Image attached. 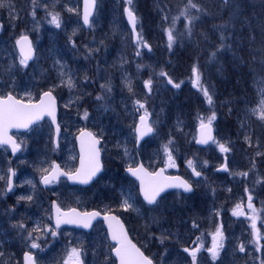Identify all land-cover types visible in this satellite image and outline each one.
I'll return each mask as SVG.
<instances>
[{"label": "rangeland", "instance_id": "obj_1", "mask_svg": "<svg viewBox=\"0 0 264 264\" xmlns=\"http://www.w3.org/2000/svg\"><path fill=\"white\" fill-rule=\"evenodd\" d=\"M159 4V0H132L131 5L126 0H97L88 28H84L80 20V0H35V4L33 0H6V6L0 8V95L11 93L28 102L26 93H31V102H36L43 92L60 84L61 72L65 73V80L71 74L76 84L71 90L66 86L56 87L52 93L58 104L60 127L56 144H53V128L47 120L23 133H12L20 145V151L14 156L7 147L0 146V177H3L0 179V264H22L23 252H31L36 264H76V258L71 255L73 248L80 250L81 264H115L108 252L110 244L101 230L97 231L98 235H87L66 228L55 229L52 224V200L64 209L77 204L92 206L95 195L103 211L111 208L126 221L133 242L155 264H191V256L183 249L191 250L198 244L203 247L197 253V264H264V122L251 111L258 107L264 95V59L262 66L255 63L253 76L250 75L251 89L256 90V95L252 92L250 101L239 99L237 103L230 95L219 98L215 87L209 84L207 72L213 67L211 53L208 54L204 65L197 68L200 86L207 87L212 94L210 106L199 87L193 86L195 64L184 74L181 71L176 74L178 65L170 64L174 44L169 50L165 30L174 27L176 33V25L182 17L180 12L185 6L174 11L173 3L166 5L165 0L159 11L168 19L164 24L158 19L156 24L147 10L156 11ZM126 7L138 17V32L150 45L151 52L144 47L138 49L132 42L123 18ZM49 12L60 14V28L49 23ZM177 16L180 18L173 26L172 19ZM21 35L29 37L34 49V59L28 61L26 68L19 64L21 58L15 47ZM85 45L99 51L86 59ZM137 51L141 55L137 56ZM182 68L186 70L185 66ZM161 71L174 83L183 81L181 87L170 88ZM85 74L89 77L87 82L83 79ZM147 80L152 81L151 91L145 87ZM128 82L132 92L128 91ZM106 83H110L111 92L101 89L100 85ZM98 95L104 99L96 100ZM137 100L144 103L150 114L148 121L154 132L136 148L134 129L137 118L144 114V109L137 111ZM85 109L87 119L83 118ZM212 112L216 113L212 122L214 138L230 147L227 153H222L212 142L205 149L194 144L199 118H205L206 122ZM226 116L235 120L228 130L223 123ZM83 129L100 140L103 161L106 160L107 165L100 176V185L81 192L60 181L43 190L39 180L47 173L43 170L49 171L54 162L66 172L75 170V136ZM245 136L251 137V146ZM169 140L173 141L169 149L175 167L167 166L164 145ZM224 158L228 171L218 173L216 168L222 165ZM138 160L153 169L161 166L168 173H189L193 193L183 196L180 192H171L159 200V206L143 204L134 191L133 182L122 172L125 167L136 166ZM189 160L202 173L198 179L193 178L187 164ZM11 170L14 185L12 191L7 192ZM243 172L248 175H235ZM114 180L118 191L110 193L106 182ZM29 195L33 197L31 201L19 200ZM249 195L256 209L258 242L253 237L249 219L253 215L247 207ZM125 199L136 210H125L122 206ZM237 204L242 205L245 215H232ZM194 222L198 227H193ZM20 223L25 225L24 229L14 227ZM221 225L224 248L213 260L207 249L212 247V234ZM35 228L40 229L32 232L34 238L39 237L36 240L39 249H31V241L26 239ZM47 229L56 231L57 235L52 236ZM166 231L171 236L161 244L158 237ZM239 244L245 246L244 252L239 251Z\"/></svg>", "mask_w": 264, "mask_h": 264}, {"label": "snow or ice", "instance_id": "obj_2", "mask_svg": "<svg viewBox=\"0 0 264 264\" xmlns=\"http://www.w3.org/2000/svg\"><path fill=\"white\" fill-rule=\"evenodd\" d=\"M233 0H222V5L224 7L231 6ZM97 0H85V12L83 15V23L84 25H90L89 18L93 14V10L95 9ZM126 3L128 5L132 4V0H126ZM33 4H35V0H33ZM6 6V0H0V8H3ZM236 9H239L240 5L237 4ZM189 9H195L197 13H206V11L198 4L194 3V0H187V4L180 12V16H183L186 23V34L188 38H192L194 35V26L195 22L200 19L199 15H192L189 11ZM69 11H72V9H69ZM125 13L127 14L129 23L133 27V31L135 32L136 24L138 21V17L135 15V13L132 11L131 8H125ZM49 16H51V19L49 20V23L55 25V27L60 28L61 27V20H60V14L59 13H48ZM33 18H35V11L32 12ZM180 17H173L172 24L175 25L176 20H178ZM165 20L168 19L167 16L164 17ZM214 27L220 31V41L221 43L217 47V50L215 52L211 53V58H215L217 55V52L224 49L226 47L224 41L226 40V37L224 35V30L228 28V22L225 21L224 23H221L219 25H214ZM166 35L168 39V48L171 50L173 44L175 43L177 37L174 35V27H169L166 30ZM183 35V34H181ZM201 35L204 37V39H207V35L205 33H201ZM136 44L137 48H148L151 50L150 45L147 43L146 40H144L141 33H136ZM16 45L20 47L21 51V59L19 61V64L23 67H28V61L33 59V49L31 47V42L28 41L27 36L21 35L19 39L16 40ZM75 42L73 41V47H75ZM25 47L27 50L25 51ZM86 49L85 58H89L94 51H99V49H90L87 45L84 46ZM136 55H141L140 51L136 52ZM138 68L141 67V65H137ZM193 75L195 76V79L193 80V86L199 87L200 91H202L207 103L211 106L213 104V97L212 94L209 92V89L207 87L200 86V74L198 72L197 66H193L192 69ZM61 80L59 85H53L51 88H49L48 91H45L42 93V95L39 98V101L36 103L31 102V93H26V96L29 98L28 102H25L24 99H17L16 96L12 95L11 93H8L7 95H0V144H10L12 146V151L15 153L20 149V145L17 144L10 136L7 135V130L9 128H28L31 124L34 122L39 121L42 119L45 115L49 116L52 120V122L56 123V103H55V97L52 95L53 91L56 87L60 86H66L70 90L76 87V84L73 80V77L71 74H68L67 80L63 79L65 73L61 72L60 74ZM161 76L167 77V82L169 84H172L173 87L179 89L181 87V81L180 83H174L172 78L168 76V74L164 71L160 72ZM84 81L87 82L89 80V77L87 74L83 77ZM145 87L151 91V80H147L144 82ZM101 89H104L107 92H111V86L110 83L101 84ZM128 91L132 92L131 83H127ZM77 99H80L79 97ZM104 97L102 95L96 96V100H103ZM75 101H70V103H73ZM135 105H138L137 111L139 109H144V114L140 116V123L136 125L135 132L137 134V140L142 139L144 136H147L154 132V127L151 123L148 121V116L150 115L147 112V109L145 108L144 103H141V101L137 100L135 101ZM254 115H256L257 119L264 122V95H262V98L259 102V105L257 108H254L251 110ZM83 118H88V111L85 109ZM200 138L197 139L196 143L198 144H207L209 141H212V143L217 144L219 150L222 153H227L231 151L230 147L226 146L223 143H219L213 136H212V122L216 119V113L212 112L211 116L207 117V120L205 122V118L200 117ZM59 125L56 127L57 133H59ZM86 138V139H85ZM81 158H80V168H78L74 174L65 173L59 170V165H56L51 172H49L48 175H44L41 178V182L45 185L53 182L55 179L58 178L59 175H68V178L74 181H77L81 184H88L93 177L96 176V174L101 171V164L99 159L100 150L96 147V145L100 142L98 139H96L91 132H84L81 131ZM246 142L251 146V137L245 136ZM173 141L169 140L168 144L164 145V151L168 156V167H175V163L172 158L171 151L169 149V145L172 144ZM127 153V150H125ZM257 155H260V153H257ZM207 163V162H205ZM188 167L192 169L193 175L196 177H200L202 173L200 171H197L196 165L192 160H189L187 162ZM254 166V165H253ZM223 167L224 171H228L227 165L225 164ZM131 175L137 177V179L140 180V191L143 194L144 200L146 203L150 206H159V199L161 196V193L165 191L167 188H178L182 189L186 193L193 192V186L192 184L188 183L185 180L180 179L179 177H166L163 175L164 169H160L159 172L156 173H148L146 169H144L143 165H139L136 168H129L127 169ZM43 171H48L47 169ZM235 175H242L247 176V172L243 173H235ZM0 179H3V177H0ZM29 184H31V181H28ZM35 187V185H33ZM8 191H12V185L11 181H9L8 185ZM247 191V189H246ZM33 197L31 195L29 196H21L19 197V200H28L31 201ZM253 197L251 195L248 196V205L247 207L253 212V215L249 217L251 220V228L253 230V237L258 242L260 239L259 232L256 228V220L257 217L255 215L256 209L254 208L252 204ZM125 210L133 209V205L129 203L127 199L123 201V205ZM55 211H56V221L55 226L56 228H59L61 224H78L82 225L84 228H88L91 226V221L95 219L97 216L100 215L99 212H91V213H79L76 211V209H71L69 212H62L60 207L58 205H55ZM136 210V209H133ZM233 216H241L245 215L242 205L237 204L235 209L232 211ZM105 221L109 222V231L111 235V239L115 241V246L112 247V252L115 254V256L119 260V264H153V260L149 257L145 256L143 252L135 245L133 244L127 236V233L124 230L123 225L120 223L119 219L116 216H104ZM155 222V219H154ZM14 227H19L21 229L25 228V225L23 223H20L18 225H14ZM193 227H198V225L193 223ZM51 232L52 236H56L57 233L54 230L47 229ZM40 231L39 228H35L32 231L28 233V236L26 239L30 240V248L31 249H39L40 245L36 242L39 237H33L32 232ZM171 236V233L169 232H162L160 237H158L159 242L163 244L166 239H169ZM213 243L212 247L208 248L207 251L211 254V257L213 260H216L219 257L220 250L224 248V234L222 231V225L216 228V231L212 234ZM199 237L197 238V241H199ZM195 243V242H194ZM203 247L202 244H198L197 247L193 249L184 248L183 251L188 253L192 260L191 264H197V253L200 252L201 248ZM238 249L240 252L245 251V246L243 244L238 245ZM80 250L77 248H73L71 250V255L76 258V264H81L80 262ZM24 264H36L35 257L31 254V252H25L24 253Z\"/></svg>", "mask_w": 264, "mask_h": 264}, {"label": "trees", "instance_id": "obj_3", "mask_svg": "<svg viewBox=\"0 0 264 264\" xmlns=\"http://www.w3.org/2000/svg\"><path fill=\"white\" fill-rule=\"evenodd\" d=\"M159 1L161 4L156 11H152V8L147 11L151 12L152 19H159L161 24H164L165 19L159 10L165 0ZM166 1V5L173 3L174 11L187 4V0ZM194 3L200 5L207 14L189 9L192 15L200 16L195 22L192 38H188L186 34L187 21L183 16L177 23L174 33L177 39L171 51L173 61L170 62L172 65H178L175 73L181 71L184 74L193 64L197 67L203 66L206 56L215 52L221 43L220 31L214 25L227 21L228 28L224 30L226 47L211 59L213 68L207 72L208 82L215 87L219 98L230 95L237 103L239 99L250 101L249 95L252 92L256 95V90L251 89L250 75L253 76L255 63L262 66V58L264 59V0H233L229 7H224L221 0H194ZM237 4L240 5L239 9L235 7ZM201 33H205L207 39H204ZM184 66L186 70L182 68ZM234 122V119L226 116L223 120L224 128L228 130L229 125ZM119 169L116 167V170Z\"/></svg>", "mask_w": 264, "mask_h": 264}, {"label": "water", "instance_id": "obj_4", "mask_svg": "<svg viewBox=\"0 0 264 264\" xmlns=\"http://www.w3.org/2000/svg\"><path fill=\"white\" fill-rule=\"evenodd\" d=\"M221 1H222V0H221ZM80 2H81V8H80V10H81V18H80V20H81V23H82V25L84 26V28H88V25H84V23H83V15H84V12H85V0H80ZM95 7H96V6H95ZM94 11H95V9L93 10V13H94ZM92 16H93V14H92ZM92 16L89 18V20H91ZM123 18H124V21L126 22L127 27H128V29H129V31H130V33H131V35H132V40L135 41V40H136V33H137V24H136V28H135V32H134V31H133V27H132V25L129 23V20H128V17H127V14L125 13V8L123 9ZM0 32H1V29H0ZM27 38H28V41L31 42V40L29 39V37H27ZM15 47H16V50H17L18 55L20 56V58H22V57H21L20 47L17 46L16 43H15ZM31 47H32V44H31ZM32 49H33V47H32ZM26 50H27V48L25 47V51H26ZM33 59H34V49H33ZM33 59H31V60H29V61H32ZM167 83H168V82H167ZM168 85H169L170 87L173 88V85H172V84H169V83H168ZM41 95H42V94H41ZM39 98H40V97H39ZM38 101H39V99H38ZM38 101H36V102H38ZM36 102H32V103H36ZM55 103H56V100H55ZM46 118L49 119V122H50V124H51V126H52V128H53V144H56L57 139H58V136H59V133H60V130H59V133H57V131H56V127H57V104H56V123H55V124L52 122V120H51V118H50L49 116L45 115L42 119H40V120L37 121V122H34V123L31 124L28 128H15V127H13V128H9V129L7 130V135L10 136V137L16 142V140L13 138V136L11 135V133H13V132H25V131H28L32 126L37 125L38 123L43 122ZM139 123H140V117H138V120H137V124H139ZM137 124H136V125H137ZM135 127H136V126H135ZM211 127H212V136L214 137V128H213L212 125H211ZM199 129H200V125L196 127V139H195L194 144H195V146H197V147H199V148H205L206 146H208V145L211 143V141H209L207 144H198V143H196L197 139L200 138V130H199ZM83 131H84V132H89L88 130H83ZM80 136H81V131H80V132L76 135V137H75L76 148H77V153H78V162H77V168H76V170H77L78 168H80V158H81V139H80ZM135 136H136V145H138V144H140L144 139H146L147 137H150L151 134H149V135H147V136H144L142 139H139V140H137V134H136V132H135ZM94 137H95V136H94ZM95 138H96V137H95ZM85 139H86V138H85ZM96 139H97V138H96ZM0 146L7 147V148L9 149V151H10V154H11L12 156H14V155H15L17 152H19V150H20V149H19L18 151H16V152L14 153V152L12 151V146H11L10 144H0ZM96 147H97V148L99 147V143L96 145ZM98 149H99V148H98ZM99 159H100V164H101V171H99V172L96 174V176L93 177V179H92L88 184H81V183H79V182H77V181L71 180V179L68 178V175H59L58 178L55 179L53 182H56V181H58L59 179H66V181L68 182L69 185H77V186L86 187V186L90 185V183H91L92 181H94V180L99 176V174L102 172L101 154H99ZM225 164H226V161L224 160L222 166H224ZM56 165H57V163H53V166H52V168L50 169L49 172H51L52 169H53ZM139 165H141V164H139ZM139 165H138V166H139ZM138 166H137V167H138ZM222 166L219 167V168H217L216 171H218V172H220V173H225L226 171L223 170V167H222ZM135 168H136V167H135ZM127 169H129V168H127ZM127 169L125 170V173H126L131 179L135 180V181L138 183V192H139V196H140L141 200H142L146 205H148V204L146 203V201L144 200L143 194H142L141 191H140V180L137 179V177L131 175V173H130ZM144 169H145V168H144ZM160 169H161V168L156 169V171H155L154 173L159 172ZM59 170L62 171V172H64L63 170L60 169V167H59ZM76 170H75V171H76ZM146 170H147V169H146ZM49 172H48L47 174H45V175H48ZM147 172H148V173H151V172H149L148 170H147ZM74 173H75V172H73V173H71V174H74ZM163 175L166 176V177H179V176H168V175H165L164 173H163ZM43 176H44V175H43ZM41 178H42V177H41ZM179 178L182 179V180H184V179L181 178V177H179ZM9 181H11V185H12V188H13V171H12V170L9 172L8 183H7V189H8ZM40 184H41V187H42V188H45L46 185L43 184V183L41 182V179H40ZM177 189H178V188H167V189H165V191H164L163 193L168 192V191H172V190H177ZM178 190H180L181 192H183V193H185V194H188V193L184 192L182 189H178ZM7 191H8V190H7ZM8 192H9V191H8ZM163 193H161V195H162ZM54 204L57 205V203H56L55 201H52V203H51V213H52V222H53V226H54V228H56V226H55V221H56V211H55ZM149 206H150V205H149ZM70 210H71V209H68V210H62V209H61L62 212H69ZM76 211L79 212L77 209H76ZM91 212H96V211H91ZM91 212H79V213H91ZM106 215H108V216H115L114 214H106ZM104 216H105V215H101V214H100V215L97 216L95 219H93V220L91 221V226H92L96 221H98V220L102 221V222H103V226H104V228L106 229L107 237H108L109 242L115 246V243H116V242L113 241V240L111 239V235H110V231H109V222H108V221H105ZM116 217H117V216H116ZM117 218H118V217H117ZM118 219H119V218H118ZM119 221H120V223L123 225L124 230H125V232L127 233L128 239L133 243V241L130 239V236H129L127 230H126L125 225L123 224V222H122L120 219H119ZM91 226L88 227V228H84L82 225H78V224H61V225H60V227L78 228V229L83 230V231H88V230L91 228ZM60 227H59V228H60ZM133 244H134V243H133ZM136 246H137V245H136ZM137 247H138V246H137ZM138 248H139V247H138ZM140 250H141V249H140ZM141 252H142V251H141ZM111 253H112L113 258L115 259V263H116V264H119V260H118V258L115 256V254H114L113 252H111ZM144 255H145V254H144ZM145 256H146V255H145ZM22 264H24V253H23V255H22ZM153 264H154V262H153Z\"/></svg>", "mask_w": 264, "mask_h": 264}, {"label": "flooded vegetation", "instance_id": "obj_5", "mask_svg": "<svg viewBox=\"0 0 264 264\" xmlns=\"http://www.w3.org/2000/svg\"><path fill=\"white\" fill-rule=\"evenodd\" d=\"M134 45H136V42H134ZM147 52H151V50H149V49H147L146 50ZM137 120H138V118H137ZM140 145V144H139ZM139 145H136L135 144V146H136V148L137 147H139ZM103 159L104 158H102V168H103V172H102V174L105 172V168H106V160H105V162L103 161ZM104 162V163H103ZM141 161H139L138 160V162H137V164L138 163H140ZM142 163V162H141ZM136 164V165H137ZM149 171H151V172H154L157 168H162L161 166H156L155 167V169H153L151 166H148V165H146V164H143ZM76 166H77V163H76ZM131 167H134V166H131ZM126 168V167H125ZM125 168H123V170H122V172L125 174V176L129 179V180H131L132 182H133V184H134V191L136 192V194H137V197H138V183L136 182V181H134L133 179H130L129 177H128V175L125 173ZM163 169V168H162ZM75 171V170H74ZM73 172V171H72ZM68 173H71V172H68ZM164 173L166 174V175H168V176H172V175H178V176H181L183 179H185V181H187L188 183H190L189 182V180H190V174L189 173H187V174H172V173H168V172H166L165 170H164ZM101 174V175H102ZM100 175V176H101ZM97 177L94 181H92L91 183H90V185L89 186H87V187H85V188H82V187H79V186H72L73 188H75L76 190H80L81 192H88V191H91L93 188H95V187H97V186H99L100 185V182H99V180L101 179V177ZM193 178H195V179H198L199 177H196V176H194L193 175ZM110 179H112V178H110ZM113 180V179H112ZM61 181H65V183H66V180H61ZM58 182H60V181H58ZM57 182V183H58ZM107 183V185H108V187L110 188V193L111 192H113V191H118V188H117V186H118V183L116 182V180H114V181H110V182H106ZM191 184V183H190ZM111 189H112V191H111ZM194 189V188H193ZM83 190V191H82ZM194 191V190H193ZM171 192L172 193H174V192H179V191H170V192H167V193H165V194H163L160 198H159V200L163 197V196H165L166 194H171ZM109 193V194H110ZM193 193V192H192ZM192 193H190V194H192ZM117 194V193H116ZM180 194L182 195V193L180 192ZM111 196V195H110ZM183 196H188V195H186V194H183ZM91 202H93V205L91 206L90 204H87V205H79V204H77V205H75V206H70L69 208H76V209H78V210H80V211H82V212H86V211H92V210H96V211H98L99 213H101V214H107V213H114L113 211H111V208H110V211H108V212H105V211H103L102 209H101V207H100V202H99V198H98V196L97 195H95V197L93 198V200L91 201ZM114 205V201L111 203V206H113ZM83 206H86V207H83ZM88 206V207H87ZM84 208H86V209H84ZM115 214V213H114ZM116 215V214H115ZM122 221H123V223L125 224V226H126V228H127V231L129 230V228H128V226H127V223H126V221H124L123 219H122ZM102 231V234H103V236L107 239V237H106V231H105V229L103 228V225H102V222L101 221H97V222H95L93 225H92V227H91V229L87 232V233H85V232H83V231H81V230H78V229H69V231H73L74 233H81V234H87V235H91V234H95V235H98V233H97V231ZM129 232V231H128ZM104 247L106 248L107 247V244H105L104 245ZM112 247H113V245H111L110 244V248L108 249V247L106 248V249H108V252L111 254V251H112ZM112 256V255H111Z\"/></svg>", "mask_w": 264, "mask_h": 264}, {"label": "bare ground", "instance_id": "obj_6", "mask_svg": "<svg viewBox=\"0 0 264 264\" xmlns=\"http://www.w3.org/2000/svg\"><path fill=\"white\" fill-rule=\"evenodd\" d=\"M152 21H154L156 24H157V21H155L154 19H151ZM146 22V21H145ZM145 25H146V23H145ZM20 133H23V132H20Z\"/></svg>", "mask_w": 264, "mask_h": 264}]
</instances>
